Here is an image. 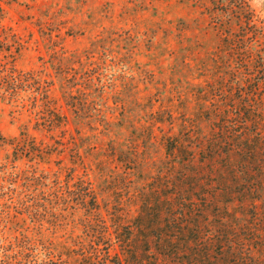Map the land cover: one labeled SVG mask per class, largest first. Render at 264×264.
I'll list each match as a JSON object with an SVG mask.
<instances>
[{"label": "rangeland", "instance_id": "1", "mask_svg": "<svg viewBox=\"0 0 264 264\" xmlns=\"http://www.w3.org/2000/svg\"><path fill=\"white\" fill-rule=\"evenodd\" d=\"M182 38L190 51H181ZM199 50L202 56L218 54L222 72L255 83L264 95V0H0V239L14 241L19 233L5 227V215L14 229L38 228L32 215H16L30 206L33 192L43 195L34 179L48 171L64 176L88 168L108 200L106 220L120 216L125 226L137 215L149 219L142 208L155 190L149 201L152 210L162 211L154 222L163 224L169 215L163 200L172 191L178 160L164 134L180 132L166 119L171 111L175 123L193 115L192 69L182 62ZM88 68L94 81L81 96L79 79L85 81ZM70 92L88 97L84 115L69 110ZM42 97L57 101L68 124L59 119L52 132L39 125L46 113L35 100L40 104ZM116 150L123 156H115ZM199 190L190 196L192 211L203 214L213 198L207 187ZM204 210L205 221H190L225 222ZM82 217H62L64 229L50 227L46 237L72 238L66 221L82 236ZM234 220L240 227L243 219ZM36 230L32 236L38 238Z\"/></svg>", "mask_w": 264, "mask_h": 264}, {"label": "trees", "instance_id": "2", "mask_svg": "<svg viewBox=\"0 0 264 264\" xmlns=\"http://www.w3.org/2000/svg\"><path fill=\"white\" fill-rule=\"evenodd\" d=\"M181 44V51L191 50L184 46V38ZM196 55L182 62L192 69L194 82H189V87L193 115L175 123L171 111L166 119L173 125L171 130L174 126L180 130L177 134H164L165 139L168 136L172 141V145H167L169 154L178 159L173 161L172 191L163 200L168 206L166 221L154 222L163 217L162 211L152 210L154 202L149 201L155 190L146 196L142 208V212L149 213V219L142 220L143 215H137L133 224L125 226L120 216L111 214L110 221L106 220L108 200L98 193L103 188L96 186L88 168L85 173L64 176L58 172L52 176L48 171L34 179L42 186L43 195L37 197L33 192L30 206L16 215H32V225L38 228L22 225L14 229L9 224L10 216L5 215V227L19 233L14 241L0 239V264H264L260 260L264 258V95L257 94L255 83L222 72L218 54L202 56L199 50ZM71 68L77 80L76 67ZM92 70L86 72L85 81L79 79L83 83V90H77L81 96L86 95L83 91L94 81ZM69 98V110L84 115L89 107L88 97L77 99L70 92ZM39 101L40 104L35 100V105L46 113L39 125L52 132L59 119L69 121L68 116H61L52 97ZM197 124L202 129L207 127V131ZM79 150L82 156L84 146ZM116 151L115 156H123V152ZM44 153L40 148L38 155L42 159ZM163 181L160 188L165 185ZM201 186L209 189L207 195L213 200L206 201L203 214H196L190 196L200 192ZM209 203L214 206L210 208ZM220 205L224 208L218 213L215 209ZM204 209L208 217L219 216L225 222L206 221L205 226L192 223L193 216L196 221H205ZM81 212L82 236L77 232L78 226L66 221V226L72 225L67 227L72 228V238L46 237L44 231L50 227L64 229L62 217H76ZM51 218L55 220L50 221ZM234 219H243L240 227L233 224ZM33 229L39 232L38 238L32 236ZM209 231L212 232L206 236Z\"/></svg>", "mask_w": 264, "mask_h": 264}]
</instances>
